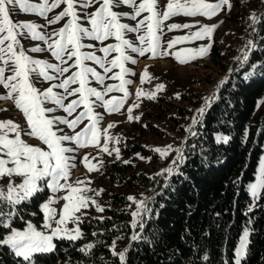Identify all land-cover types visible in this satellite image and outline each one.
I'll return each instance as SVG.
<instances>
[{"label": "rangeland", "instance_id": "1", "mask_svg": "<svg viewBox=\"0 0 264 264\" xmlns=\"http://www.w3.org/2000/svg\"><path fill=\"white\" fill-rule=\"evenodd\" d=\"M51 2L52 0H49V4ZM205 2L214 4L218 0H205ZM26 3L42 4L43 0H26ZM167 3L168 0H158V10L163 11ZM230 3V8L224 5L220 11L212 16H186L180 14L163 21L157 33L160 39L158 51H166L167 55L153 57L148 53L145 56H139L130 49L127 50V54L136 60L134 64L131 61L125 62V67L129 71L124 74V79L131 81V83H127L124 86L128 95L125 97L124 92L119 90H113L105 95L106 100L112 97L123 98V106L120 107L119 111H109L102 106L100 101H96L93 105L94 113H98L102 117L97 124L99 143H89L87 146H79L74 141L62 142L65 147L74 149V151L66 154L73 157L70 163L75 165V167L69 169L68 183L77 186L76 181H83L84 183L79 185V187L85 189L82 195L89 198L87 207H81L74 214V216L79 217V220H75L74 218L69 219L64 225H61L62 228L67 229L68 234L75 235L74 230L78 229L80 237H82L83 231L79 221L83 217L88 216L103 219L108 216L105 212L106 208H114L117 211H122L125 214L133 216V219L129 223L122 221L124 223L123 226H131V239L126 242L123 236L117 234L119 237L115 235L113 241L108 243L114 255L121 252L125 255L132 237L142 232L143 227L141 225L144 226V218L148 214L149 206L155 200L156 195L159 192L161 193L169 184L177 171L171 174L166 172L160 173L169 167L177 169L178 166L179 169L183 161L179 157L181 154L183 157L185 156L187 140L196 134L198 122L205 109L216 98L220 87L227 80L229 73L233 69L247 64L255 47L253 30L256 21L264 14V0H230ZM65 7V4H61L59 7L49 11L47 16L44 17L40 16L37 12H24L18 4L15 6L9 5V16L14 23L32 22L39 26L37 31L42 33L46 38L51 36L52 39H56L57 37L53 33L63 27L68 18L66 17L55 24H49L48 21ZM98 7L99 5L95 3L88 8L77 7L76 11L80 16L79 23L84 27L90 28V22L84 18V14L94 13ZM112 10L117 13L133 12V8L127 5L116 6ZM253 14L256 18L255 20L251 18ZM144 15H147V13H142V16L137 19L142 18ZM120 22L130 26H135L136 24V21L128 17H121ZM172 24H189L191 27H180L170 30L169 26ZM205 25H215L210 35L198 39H182L173 44L172 47H168L169 43L175 41L178 37H191L193 33L199 31ZM142 33L143 29H141L140 34ZM137 35V33L132 32L124 33V37L134 44H139L136 38ZM17 38L20 40V44L27 55L34 59L59 63L51 56L45 40L20 35ZM83 43L94 45V47L84 48L82 51L94 52L97 56L103 57L104 53L101 49L106 45L116 44L118 41L114 37H110L103 42L85 38ZM209 45H211L210 48L208 47ZM214 46L218 50L217 54H213ZM36 47L44 50L40 52L31 51V49ZM201 47L208 48L206 54L202 56L198 55L196 51ZM245 53H247V60L244 59ZM176 54H179L182 58H188V62L181 64L176 59ZM116 55L118 53L112 52L107 59L111 60ZM191 57L195 58L192 59ZM69 63L73 62L69 61ZM85 63L95 68L102 75L104 74L103 69L95 64V62L85 61ZM73 71H76V69L72 68L69 73H65L64 75L67 76ZM119 72V68H113L111 72L107 73V77H112L115 73ZM8 74L7 72L5 73V75ZM33 82L41 90L48 88L50 84L59 83L57 80L43 81L42 79L39 82L35 80ZM119 84L120 80L115 78H106L104 85L90 78L89 86L96 88L98 91H104L106 85L115 86ZM159 84L164 85V88L157 91V85ZM70 87L75 88L78 85L73 84ZM7 91L0 86V95L5 94ZM54 91L62 92L63 90L57 88ZM138 91L141 93L139 97L137 96ZM151 94H154V98L152 99L149 98ZM76 98V96H69L65 100V104ZM90 99L95 100L94 97ZM44 107L57 109L54 113H47V115L62 116L69 120L74 119L79 112L84 111V105H81L69 116L50 101H45ZM129 109H131L130 112ZM201 109H203L202 112L200 111ZM258 114H264V96L259 100ZM4 120H13L15 123L21 125L22 128L25 126V117L15 107L14 101L11 98L0 99V121ZM89 124L90 119L86 118L74 129L66 124H59L54 125L53 130L57 128L62 130L58 131L57 135L75 136L76 133L81 132ZM109 125L114 126L109 127ZM22 138L30 145L40 146L47 150V146L36 137L22 135ZM220 138H226V136L218 134L217 139L219 141L224 140ZM105 144H107L109 152L103 151ZM169 145L171 146V150L167 157H162L153 150L156 147L164 148ZM115 149L119 151L117 152ZM173 160L177 162L175 165L172 163ZM113 163H117L120 168L112 167ZM261 163H264V146L257 165L255 178L248 184V191L252 197V202L249 204L250 209L256 207L258 199L263 192V190H260L259 197L254 198L249 187L251 184L259 181ZM107 170L113 171L115 178L122 177L124 182L118 183L109 180L105 174ZM13 180L17 183L20 182V178L13 177ZM61 183H64V181H61ZM6 184V180H0V188H4ZM45 189H47L48 194H46L40 204V213L32 210L31 217H24L21 211L26 212L27 210L20 209L17 205L16 208L19 210V215L12 218L11 229L23 231L27 229V224L31 223L38 231H43L46 234L51 232V229L43 227L46 222V213L41 205L47 202L50 197L58 198L66 195L67 191L61 190L60 192L53 193L50 189ZM44 194L45 190L38 195L44 196ZM113 194L123 195L127 199L129 196H132L135 200L128 199L129 201L126 205L113 206L111 204V195ZM138 201H144L145 208H141L140 204L137 203ZM64 203L66 201L63 199H55V203L51 205L56 210L57 220L62 214ZM100 209H103V211ZM8 210V208L5 209V211ZM138 210L140 214L135 215ZM16 220L25 221V224L21 225ZM47 222L52 223L53 228L56 227L54 220ZM134 222L135 226H133ZM245 230L249 232L248 227L243 229L236 249L239 247L240 239ZM8 232L9 229L6 230L4 236ZM63 235L64 233H61V236ZM56 238L60 239V237H53V244ZM88 245H92V241L88 242L87 247ZM98 256L102 259V263L110 260L105 255L100 254ZM243 258L241 259V264ZM56 264L67 263L58 262ZM89 264H99V261L90 260ZM121 264L126 263L121 261Z\"/></svg>", "mask_w": 264, "mask_h": 264}, {"label": "snow or ice", "instance_id": "2", "mask_svg": "<svg viewBox=\"0 0 264 264\" xmlns=\"http://www.w3.org/2000/svg\"><path fill=\"white\" fill-rule=\"evenodd\" d=\"M94 3L99 5L96 11L91 14H84V18L89 20L91 27H84L79 23L80 16L77 14L76 8H88ZM17 4L24 12H37L44 17L52 9L65 4L66 7L48 23L55 24L66 17L68 19L63 27L53 33L57 37L56 39H52L51 36L46 38L37 31L38 25L32 22L14 23L10 19L9 5L15 6ZM121 5L132 7L133 12L117 13L112 10ZM224 5L230 8V0H218L214 4L206 3L205 0H183V2L181 0H168L163 11L158 10V0H139V2L137 0H52L51 4H49V0H43L42 4H28L26 0H0V86L8 90L5 94L0 95V99H13L15 107L25 117L23 128L13 120L0 121V180L7 181L6 186L0 188V227L9 229L8 234L0 238V245L9 246L15 256L33 264L32 257L35 253L50 252L55 248L52 243L53 237L69 240L80 237L78 229L74 230L75 235H71L68 234L67 229L61 227L69 219L79 220V217L74 216V214L81 207H87L89 199L82 195L85 189L79 187L84 183L83 181H76L77 186L68 183L69 169L75 165L70 163L73 157L66 154L74 151V149L65 147L62 142L74 141L79 146L99 143L97 124L102 117L100 114L94 113L93 105L96 101H100L102 106L109 111H119L120 107L123 106V98L112 97L106 100L105 95L113 90L124 92L125 97L128 95L124 86L131 81L124 79V74L129 71L125 67V62L131 61L134 64L136 60L127 54V50L130 49L139 56H145L148 53L153 57L167 55L166 51H158L160 39L157 33L163 21L180 14L212 16L220 11ZM142 13H147V15L137 19L142 16ZM121 17H128L136 21L135 26L121 23ZM251 18L256 19L254 14ZM180 27L188 28L191 25L172 24L169 29ZM214 28L215 25L202 26L191 37H178L175 41L170 42L168 47H172L173 44L182 39H198L208 36ZM141 29H143L142 34H140ZM125 32L137 33L136 38L139 44L127 40L124 37ZM18 35L45 40L51 56L59 63H50L27 55L17 38ZM110 37H114L118 43L103 47L101 49L104 53L103 57L97 56L94 52L82 51L84 48L94 47L91 44H84L85 38L103 42ZM208 47L210 48L211 45ZM43 50L40 47L31 49L33 52ZM207 50L208 48L201 47L196 51L198 55L202 56L206 54ZM112 52L118 53V55L108 60L107 57ZM191 58L194 59L195 57ZM176 59L181 64L188 62V58H182L179 54H176ZM244 59L247 60V53H245ZM69 61L73 63L70 64ZM85 61L95 62L103 69L104 74L102 75L95 68L88 66ZM72 68H75L76 71L65 76L64 74L69 73ZM113 68H119L120 72L115 73L112 77H107V73L111 72ZM6 72L9 74L5 75ZM90 78L101 85H104L106 78H115L120 80V84L106 85L104 91H98L89 86ZM41 79L43 81L57 80L59 83L50 84L48 88L41 90L33 82L34 80L39 82ZM73 84L78 85V87L71 88L70 86ZM57 88L63 91H54ZM163 88L164 85H157V91ZM140 95L141 93L138 91L137 96ZM69 96H76L77 98L65 104V100ZM91 97H94L95 100L90 99ZM149 98H154V94L149 95ZM45 101L54 103L57 108L62 109L69 116L81 105H84V111L79 112L72 120L62 116H49L47 113H54L57 109L45 108ZM130 111L131 109H129ZM200 111L202 112L203 109ZM86 118L90 119V124L86 125L75 136L57 135V132L62 130L59 128L53 130L54 125L59 124H66L74 129ZM113 126L109 125V127ZM22 135L38 138L47 146V150L40 146L30 145L22 138ZM220 139H224L225 142L227 140V138ZM153 150L160 156L167 157L171 146L156 147ZM103 151L109 152L107 144L104 145ZM115 151L118 152L119 150L115 149ZM179 158L181 161L184 159L182 154ZM172 163L175 165L177 162L173 160ZM177 170L178 166L177 169L169 167L160 174L163 172L171 174ZM13 177L20 178V182H15ZM249 187L254 198H258L260 190H264V163L260 164L259 181ZM45 188L50 189L53 193L61 190L67 191L66 195L58 198L50 197L47 202L41 205L46 213V222L43 227L51 229V232L46 234L43 231H38L31 223H28L27 229L23 231L11 229L12 218L19 215L16 206L36 198ZM55 199L66 201L58 220L56 219V210L51 207L55 203ZM128 199L135 200L132 196H129ZM137 203L140 204L141 208H145L144 201ZM6 208L9 210L5 211ZM100 210L103 211V209ZM139 214L138 210L135 215ZM53 220L56 223L55 228H53L52 223L47 222ZM133 226H135V222ZM61 233L64 235L61 236ZM248 236L249 232L245 230L240 239L239 247L236 249L235 264H241V259L246 255ZM132 239H138V236L134 235ZM91 247L92 245H88V248ZM117 255L120 261L125 260L123 252Z\"/></svg>", "mask_w": 264, "mask_h": 264}, {"label": "trees", "instance_id": "3", "mask_svg": "<svg viewBox=\"0 0 264 264\" xmlns=\"http://www.w3.org/2000/svg\"><path fill=\"white\" fill-rule=\"evenodd\" d=\"M254 31L255 47L245 66L236 69L220 87L188 138L181 166L169 184L149 206L139 238L127 252L126 264H235V250L243 229H249L247 252L242 264H264V190L256 207L248 184L254 180L264 146V114H258L264 96V14ZM218 53L213 47V54ZM226 136L219 141L217 135ZM112 167H119L113 163ZM115 178L113 171H105ZM48 194L38 195L18 208L24 217L40 213ZM123 195H111V204L126 205ZM108 216L83 217V236L76 240L56 238L50 252L35 253L33 264H121L108 243L115 235L131 239L133 216L106 208ZM24 225L25 221L16 220ZM7 229L0 227V238ZM118 234V235H117ZM119 237V236H118ZM92 247L88 248V242ZM87 249V252H86ZM110 258L105 263L98 255ZM207 257V259H205ZM100 259V260H98ZM0 264H29L15 256L9 246L0 245Z\"/></svg>", "mask_w": 264, "mask_h": 264}, {"label": "water", "instance_id": "4", "mask_svg": "<svg viewBox=\"0 0 264 264\" xmlns=\"http://www.w3.org/2000/svg\"><path fill=\"white\" fill-rule=\"evenodd\" d=\"M261 19H262V18H259V19L256 21L255 28H254V30H253V34H254V31H255V29H256L257 24L261 21ZM254 45H255V44H254ZM241 67H242V66L233 69V70L229 73L227 79H229V77L232 75V73H233L236 69L241 68ZM217 97H218V95L216 96V98H214V100L212 101V103L215 102V100L217 99ZM212 103H211V104H212ZM211 104H210V105H211ZM159 194H160V192L156 195V197L159 196ZM141 233H142V232H140V233L137 235L138 238H139V236H140ZM135 240H136V239H135ZM135 240L132 239V240L130 241V243H129V247L132 245L133 241H135ZM128 250H129V248L126 250V253H125V259H127V252H128Z\"/></svg>", "mask_w": 264, "mask_h": 264}]
</instances>
